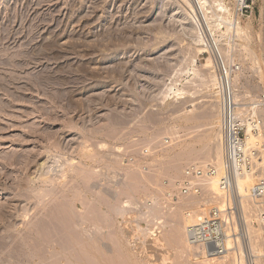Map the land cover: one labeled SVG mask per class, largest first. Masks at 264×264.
Instances as JSON below:
<instances>
[{"label":"rangeland","instance_id":"1","mask_svg":"<svg viewBox=\"0 0 264 264\" xmlns=\"http://www.w3.org/2000/svg\"><path fill=\"white\" fill-rule=\"evenodd\" d=\"M206 2L213 24L223 2L250 32L216 31L239 111L264 120L263 0L245 16ZM185 4L0 0V264H206L179 246L215 181L183 185L219 167L220 97Z\"/></svg>","mask_w":264,"mask_h":264},{"label":"built area","instance_id":"2","mask_svg":"<svg viewBox=\"0 0 264 264\" xmlns=\"http://www.w3.org/2000/svg\"><path fill=\"white\" fill-rule=\"evenodd\" d=\"M194 1L198 6L199 1L202 3V0ZM256 4L257 0H235V9L238 15L245 16L254 13ZM217 80L222 171L215 166L188 168L183 191L199 196L202 194L201 180L217 179L222 193L221 204L192 219L186 235L191 245L210 258L226 264H257L246 222L237 206L241 199L238 182L247 177L256 179L251 198L258 208V225L264 237V120L254 113L239 111L232 72L221 58ZM261 100L264 102V94ZM252 136L255 141L251 140Z\"/></svg>","mask_w":264,"mask_h":264},{"label":"bare ground","instance_id":"3","mask_svg":"<svg viewBox=\"0 0 264 264\" xmlns=\"http://www.w3.org/2000/svg\"><path fill=\"white\" fill-rule=\"evenodd\" d=\"M219 1H221V0H219ZM183 2L186 3L185 7H187L189 13L196 17V19L200 22L199 24H201V26L206 30V32L208 34L207 39H205L204 38L205 36L203 35L204 36L203 37L199 33L201 35L199 43L202 45L203 49L209 50L211 55H212V57H210L208 59V63H207L206 66L210 70V74L215 75V78H214V82L216 83L215 87H216V89H218V80H217L218 77L217 76H218V66L220 65V58L222 59L224 65L227 68H229V70L231 72L233 70L231 69V67H232V55H231L230 52L227 53V52L223 51L225 49L224 47L222 48L223 44L221 45V48L219 47L220 41L222 40L223 37L222 38L220 37L221 40L218 39L216 31L219 30V29L221 30V28L223 26V27H226L227 30H232V32H234V36H236V37H238L240 39H243V38L246 37V40H248V39L250 40L251 39L250 38L251 35H249L250 32L248 33L249 30H247V28L242 25L241 21L236 16H234L231 13V10L229 9V7L226 6L223 2H219L215 6H217V11H219L221 13L223 12V14L227 13V16H222V15L221 16L220 15L217 16V14H216V16L219 19L217 21H220L216 25L213 24V22H212L214 16L210 17V16L207 15L208 13H212V12H210L208 7H207V6H210V5L208 4L206 6V4H207L206 0L203 3H200V1H199V4H200L199 7L197 6L196 3L194 5L190 4L191 2L189 0H183ZM262 7H263V14H261V15H264V0H263ZM261 11H260V13H261ZM201 12L203 13V15H201ZM192 15H190V16H192ZM197 24L198 23H196V25ZM250 25L251 24H249V27H250ZM204 34H206V33H204ZM197 42H198V40H197ZM228 49L226 48L225 50L227 51ZM230 49H233V47H231V45H230ZM230 49H229V51H231ZM258 72L261 73V77H260L261 80L260 81H262L261 83H263V85H264V72L261 70V68H260V70H258ZM236 82H237V76L234 77V84H236ZM175 94H176V97H178L179 99L183 98L182 97L183 93H181L180 90H178L177 93H175ZM216 94L217 95L219 94L218 91H216ZM238 99H239V97L237 95V101H238ZM237 105H238L239 110L240 109H244V107H246V104L241 103L240 101L237 102ZM255 108H256V106H254V113H256ZM251 140L255 141L256 139H255V137L252 136ZM214 160L218 161L217 163L219 164V167H221L219 171H222V154H221L220 140L216 144ZM219 167H218V169H219ZM254 180H256L255 177H247V178L239 180L238 189H239V193H240L241 199L238 201L237 206L239 208V212L241 214V218L246 222V229H247V231H248V233L250 235L251 246H252V249L255 251L256 256H257V264H264V237H263V233H262L260 228H258L260 230L259 231L258 229H255L253 227L254 215H255V217L257 219V222L259 223L258 208H257L256 204L252 201V198H251V190H252V187L254 185L253 184ZM213 182L214 183H212L213 184L212 189L215 190L217 188V191H216L215 196H213V198L211 200H212L214 205L216 204L215 207H217L218 204L221 203L222 195L220 196V192L218 191L219 190L218 189V180L217 179H213ZM250 201H251L252 205L249 204ZM186 219H187L186 222L189 225L191 223V219H192L191 214H189V212L187 214V218ZM186 238L187 237L185 236V234H183L182 238H181V246H179V248L182 249L181 252L183 251V248L184 249H186V248L188 249V248H192L193 247L189 243L188 238L187 239ZM193 248H192V250H193ZM195 254L197 255V253H195ZM200 254L202 256H204L203 259L205 258V260H207L206 264H216L218 261H221L220 259L210 258L206 254H204L202 251H201V253L199 252L198 255H200ZM222 262H223L222 264H226L224 261H222Z\"/></svg>","mask_w":264,"mask_h":264}]
</instances>
